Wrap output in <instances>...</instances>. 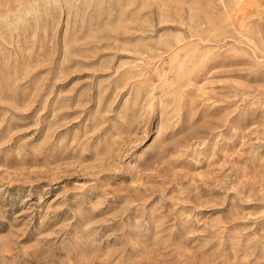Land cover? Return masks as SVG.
<instances>
[{"label":"rangeland","instance_id":"374dc122","mask_svg":"<svg viewBox=\"0 0 264 264\" xmlns=\"http://www.w3.org/2000/svg\"><path fill=\"white\" fill-rule=\"evenodd\" d=\"M0 264H264V0H0Z\"/></svg>","mask_w":264,"mask_h":264},{"label":"bare ground","instance_id":"6f19581e","mask_svg":"<svg viewBox=\"0 0 264 264\" xmlns=\"http://www.w3.org/2000/svg\"><path fill=\"white\" fill-rule=\"evenodd\" d=\"M232 6V5H231ZM231 8V7H230Z\"/></svg>","mask_w":264,"mask_h":264}]
</instances>
